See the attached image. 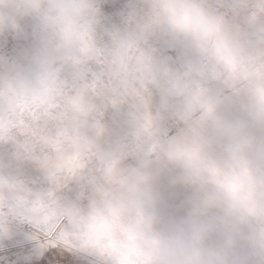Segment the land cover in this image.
<instances>
[{
  "label": "clouds",
  "instance_id": "1",
  "mask_svg": "<svg viewBox=\"0 0 264 264\" xmlns=\"http://www.w3.org/2000/svg\"><path fill=\"white\" fill-rule=\"evenodd\" d=\"M0 264H264V0H0Z\"/></svg>",
  "mask_w": 264,
  "mask_h": 264
}]
</instances>
